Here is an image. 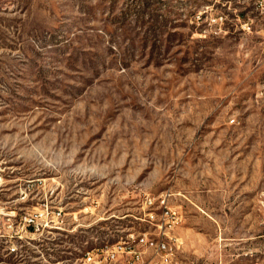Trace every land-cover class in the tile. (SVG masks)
<instances>
[{
    "label": "rangeland",
    "instance_id": "1",
    "mask_svg": "<svg viewBox=\"0 0 264 264\" xmlns=\"http://www.w3.org/2000/svg\"><path fill=\"white\" fill-rule=\"evenodd\" d=\"M145 236L264 264V0H0V264Z\"/></svg>",
    "mask_w": 264,
    "mask_h": 264
},
{
    "label": "built area",
    "instance_id": "2",
    "mask_svg": "<svg viewBox=\"0 0 264 264\" xmlns=\"http://www.w3.org/2000/svg\"><path fill=\"white\" fill-rule=\"evenodd\" d=\"M160 202L162 205L165 204L166 198H162ZM149 203L153 204L154 202L150 200ZM139 243L152 250L156 259L154 264H175V256L179 249L178 239L170 238V240H166L161 237L154 240L145 236L140 238ZM133 253L138 254L135 251ZM112 257H115V255L113 254Z\"/></svg>",
    "mask_w": 264,
    "mask_h": 264
},
{
    "label": "bare ground",
    "instance_id": "3",
    "mask_svg": "<svg viewBox=\"0 0 264 264\" xmlns=\"http://www.w3.org/2000/svg\"><path fill=\"white\" fill-rule=\"evenodd\" d=\"M88 255V254H87Z\"/></svg>",
    "mask_w": 264,
    "mask_h": 264
}]
</instances>
